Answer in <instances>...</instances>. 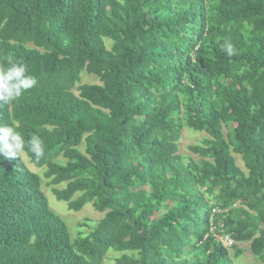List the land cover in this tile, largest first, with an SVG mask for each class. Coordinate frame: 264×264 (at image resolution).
<instances>
[{
	"label": "trees",
	"instance_id": "16d2710c",
	"mask_svg": "<svg viewBox=\"0 0 264 264\" xmlns=\"http://www.w3.org/2000/svg\"><path fill=\"white\" fill-rule=\"evenodd\" d=\"M216 236L264 264V0H0V264H232Z\"/></svg>",
	"mask_w": 264,
	"mask_h": 264
},
{
	"label": "rangeland",
	"instance_id": "374dc122",
	"mask_svg": "<svg viewBox=\"0 0 264 264\" xmlns=\"http://www.w3.org/2000/svg\"><path fill=\"white\" fill-rule=\"evenodd\" d=\"M80 80L81 84H100L96 76L88 75L85 72L81 74ZM74 92L77 93L76 91ZM223 132L225 134L226 130L224 129ZM205 137H207V134L205 132L193 131L187 128H184L182 130L180 139L178 141V153L180 154V156H182V159L185 163H188L191 160L195 163H198L201 160L199 156L190 152L188 147L200 143L201 140ZM79 149L83 152L84 144H81L79 146ZM20 154L23 162L28 167V169L39 175L41 179V190L46 196L50 208L55 211L65 222L72 240L88 233L90 229L96 224V222L103 217V213L96 211L90 203L86 204L79 211L69 210L67 204L65 202L56 200L52 193L53 188L62 189L64 187V184L59 186L51 185L49 183V180L44 176L46 168L35 167L24 152L21 151ZM232 156L235 159L236 165L243 172H246L244 163L240 155L232 153ZM57 161L65 162V160L61 157H58ZM236 249H239L241 251L240 255L237 257L234 256ZM228 252L232 260V264H261V262L250 252L249 242L237 243L235 244V248L228 247ZM117 255V253L109 252L102 264H112L114 257H116Z\"/></svg>",
	"mask_w": 264,
	"mask_h": 264
},
{
	"label": "built area",
	"instance_id": "2783aa9c",
	"mask_svg": "<svg viewBox=\"0 0 264 264\" xmlns=\"http://www.w3.org/2000/svg\"><path fill=\"white\" fill-rule=\"evenodd\" d=\"M215 212H216V209H213V210H212V213L214 214ZM216 238H217L220 242H222V244H223L225 247L230 246L231 243H232V240L228 239L227 237L223 238V237H221V236H216Z\"/></svg>",
	"mask_w": 264,
	"mask_h": 264
}]
</instances>
